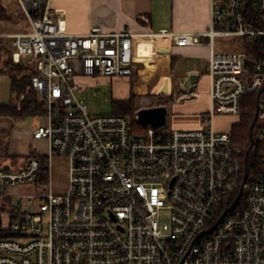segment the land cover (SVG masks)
Instances as JSON below:
<instances>
[{"label": "built area", "instance_id": "built-area-1", "mask_svg": "<svg viewBox=\"0 0 264 264\" xmlns=\"http://www.w3.org/2000/svg\"><path fill=\"white\" fill-rule=\"evenodd\" d=\"M18 1L31 30L1 35L11 38L15 62L36 68L28 90L37 91L47 123L34 138L47 139L50 152L32 150L18 169L0 165V264H264V56L255 51L250 59L245 47L264 42V0H210L206 31L139 34L100 25L65 33L50 0ZM218 36L234 37L238 49L217 51ZM136 38L211 47V106L202 127L159 133L151 125L141 134L125 114H89L78 79L133 76ZM253 94L258 132L250 172L247 149L215 119L238 121ZM56 158L68 162L61 192ZM246 172L238 205L217 224Z\"/></svg>", "mask_w": 264, "mask_h": 264}, {"label": "crops", "instance_id": "crops-1", "mask_svg": "<svg viewBox=\"0 0 264 264\" xmlns=\"http://www.w3.org/2000/svg\"><path fill=\"white\" fill-rule=\"evenodd\" d=\"M49 3L50 14L61 20L62 31L71 34L87 33L93 25H100L109 32L131 31L138 34L162 29L201 32L209 29L211 23L210 0H50ZM19 19L20 14L12 18L14 21ZM146 47H150L152 55L144 58L142 49ZM210 52L211 47L206 43L179 46L169 39H160L150 45L144 39L136 38L134 74L122 78L130 87L128 98L165 94L178 112V117L173 119L176 129L202 127L203 115L211 106L208 95L211 79L207 72ZM191 73L199 75L194 91L185 89L181 84ZM101 77L106 76L80 77L78 81L83 86V79ZM11 99L12 93L10 100L4 103H9ZM218 118L215 119L217 128ZM35 128L27 125L25 119L17 121L12 116L0 115V158L6 155L25 156L24 164L16 169L23 167L32 152ZM35 149L42 155L38 148Z\"/></svg>", "mask_w": 264, "mask_h": 264}, {"label": "rangeland", "instance_id": "rangeland-1", "mask_svg": "<svg viewBox=\"0 0 264 264\" xmlns=\"http://www.w3.org/2000/svg\"><path fill=\"white\" fill-rule=\"evenodd\" d=\"M4 6L8 8L10 13L14 14L12 17L14 18L16 14H21V7L18 0H2ZM31 26L26 18H20L18 21L9 20L2 21L1 23V32L6 34L5 32H18V31H30ZM238 40L234 37H226V36H218L215 39V48L220 52H233L238 48ZM2 55V54H1ZM6 58L3 55V58ZM1 65V63H0ZM178 70V69H177ZM95 79V80H94ZM85 83L81 86L80 91H78V95L82 98L86 104L87 110L91 115H101V114H111L116 112V100H127L130 94V87L128 85L127 80L124 78H110V77H101V78H87L83 79ZM11 83L12 80L8 75L0 74V104L4 102H8L11 98ZM162 95V94H160ZM158 96L156 94H150L148 97H137L134 95L136 99V105L138 106H149L155 100V97ZM165 95V98L166 99ZM130 99V98H128ZM249 98L246 102H249ZM167 125L158 130L159 133H164L173 129H176L174 124L175 117H178V112L176 106L173 102H168L167 104ZM140 110V109H139ZM137 108L132 113H126L125 115L131 121L132 130L135 133H145L147 129L151 127V124H145L138 120L137 112L139 111ZM174 119V120H173ZM240 120V118H239ZM27 125L30 126H43L47 123V119L43 114L41 115H30L25 119ZM238 121L236 118L231 116H220L218 118V129L219 130H227L232 127ZM258 127V126H257ZM258 132V128L256 129ZM38 148L42 155H49V146L48 140L45 138L42 139H34L32 143V150ZM25 156L22 155H6L0 158V165L10 164L12 168H17L24 164ZM53 169H54V188L57 192H61L65 190L67 181H68V162L62 158H56L53 161ZM21 188L16 187L12 190L13 193L20 192Z\"/></svg>", "mask_w": 264, "mask_h": 264}, {"label": "trees", "instance_id": "trees-1", "mask_svg": "<svg viewBox=\"0 0 264 264\" xmlns=\"http://www.w3.org/2000/svg\"><path fill=\"white\" fill-rule=\"evenodd\" d=\"M12 13L4 6L2 0H0V27L2 21L12 20ZM20 18H26L21 10ZM0 28V74L8 75L11 80V93L12 99L9 103L0 104V115L12 116L17 121H22L30 115H41L45 111L43 103L39 102V95L37 91L30 87L31 79L36 74V68L26 61L15 62L13 60L14 47L11 42V38L1 35ZM249 51L248 57L252 59L254 53H259L264 56V42L258 41L257 43L246 44ZM2 54V55H1ZM3 55L6 58H3ZM26 94V97L22 99V95ZM165 94L155 97L153 103L150 106H167L168 100L164 99ZM249 102H246L247 99ZM170 99V97H169ZM243 100V113L240 115V120L232 126V133L234 141L243 145L248 152V165L250 172L252 168L256 167V140H257V121L255 119L258 111L259 95H248ZM136 99L132 96L130 99L116 100V113L126 114L132 113L137 108L142 109L143 106L135 104ZM253 127L254 146H252V139L250 135V129Z\"/></svg>", "mask_w": 264, "mask_h": 264}, {"label": "water", "instance_id": "water-1", "mask_svg": "<svg viewBox=\"0 0 264 264\" xmlns=\"http://www.w3.org/2000/svg\"><path fill=\"white\" fill-rule=\"evenodd\" d=\"M198 78H199V75L197 73H191L190 75H188V77L184 79L183 87L185 89H189L190 91H194L196 88V82ZM167 113H168V109L164 105L145 107V108L140 109L137 112V117L140 122L145 123V124H151L153 128L159 129L167 125ZM250 135H251V139H253V127H251L250 129ZM6 168L8 169L9 165H6ZM247 176H248V173L246 172L245 178H244V181L242 183L239 193L237 194L233 203L226 209V211L220 217L217 224L223 219V217L226 215L227 212L233 210L238 205L241 199L242 193H243V189H244V185L247 180ZM217 224L215 226H217ZM215 226L212 229H210V231H212L215 228Z\"/></svg>", "mask_w": 264, "mask_h": 264}, {"label": "bare ground", "instance_id": "bare-ground-1", "mask_svg": "<svg viewBox=\"0 0 264 264\" xmlns=\"http://www.w3.org/2000/svg\"><path fill=\"white\" fill-rule=\"evenodd\" d=\"M150 52V47H146L142 49V55L148 54Z\"/></svg>", "mask_w": 264, "mask_h": 264}]
</instances>
